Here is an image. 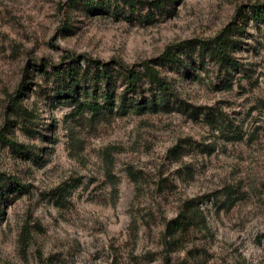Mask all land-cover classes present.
Wrapping results in <instances>:
<instances>
[{
  "label": "rangeland",
  "instance_id": "obj_1",
  "mask_svg": "<svg viewBox=\"0 0 264 264\" xmlns=\"http://www.w3.org/2000/svg\"><path fill=\"white\" fill-rule=\"evenodd\" d=\"M142 1L0 0V264H264V0Z\"/></svg>",
  "mask_w": 264,
  "mask_h": 264
},
{
  "label": "trees",
  "instance_id": "obj_2",
  "mask_svg": "<svg viewBox=\"0 0 264 264\" xmlns=\"http://www.w3.org/2000/svg\"><path fill=\"white\" fill-rule=\"evenodd\" d=\"M119 1H122L124 5L131 7L132 10H135V8L140 5L144 4L145 2L142 0H72L73 3H81L85 5L88 9L92 11H96L99 13L108 11L111 8V5L113 3H117ZM167 2V0H154L149 2L151 6H156L157 8H163L164 4ZM252 13L253 18L256 21L263 22L264 23V5L258 4L254 5L252 7ZM231 39L229 34H226L225 31L219 35L217 38L212 39L210 41L203 42L201 44V52L202 54L210 53L211 57L220 60V62L223 63H229L231 65H238L237 60L233 59L232 56L227 52V47L230 44ZM192 46V41H185L181 42L179 44H176L172 47L167 48V50L159 57L157 58V61L161 63L162 66L166 65L167 63H172L174 65L178 64L180 62V57L176 53V49L179 51H186ZM89 61L91 60L92 64L97 67V73L99 75H102V78L104 81H111L113 72L110 67H108L107 63H102L100 60H95L92 58H89ZM78 59H72V61H67V65L69 67V73L73 74V72L76 70L74 67V63L77 62ZM123 79L127 80L129 83V89L137 90L142 86V82L144 79L148 80L151 84H155L159 87V89L162 90V92L167 93L169 91V84L165 77L161 76L160 70L155 68L154 66H151L149 63L145 65V70H136L127 68L126 72L122 74ZM75 80V76H70ZM101 77V76H97ZM22 87V84L21 86ZM131 89V90H132ZM89 109L93 111H98L102 108H106V104L102 106L98 102H91L88 104ZM11 184L16 185V187H19L20 189H26V185L21 183L15 178L10 177ZM2 182V179L0 178V183ZM19 188H17L19 190ZM6 191L7 188L0 186V215H2V206L1 203L6 197ZM192 216L189 215H180L179 217L173 219L171 223L169 224V228L176 230L179 229H185L186 222L191 219Z\"/></svg>",
  "mask_w": 264,
  "mask_h": 264
}]
</instances>
